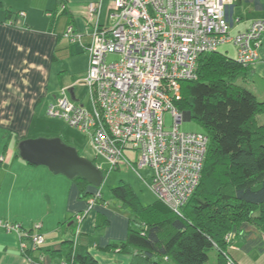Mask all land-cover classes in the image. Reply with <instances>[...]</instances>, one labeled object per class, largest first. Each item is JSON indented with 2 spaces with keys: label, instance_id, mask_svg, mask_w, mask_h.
<instances>
[{
  "label": "built area",
  "instance_id": "2783aa9c",
  "mask_svg": "<svg viewBox=\"0 0 264 264\" xmlns=\"http://www.w3.org/2000/svg\"><path fill=\"white\" fill-rule=\"evenodd\" d=\"M240 1L115 0L106 25L99 22L101 3L89 4V69L80 82L88 103L70 97L73 87L62 88V96L47 105L46 114L85 133L96 155L109 164V172L120 165L132 167L146 183L139 171H150L148 187L178 213L201 183L209 144L205 134L179 129L186 121V113L176 106L182 83L197 80L199 58L221 46L233 44L245 67L259 58L264 20L232 36ZM60 9L66 11V4ZM63 37L72 44L82 40L74 26H68ZM111 56L118 59L109 61ZM166 113L173 120L171 132L165 131ZM131 152L135 161L127 157ZM95 203L93 199L91 205ZM0 228L18 234L23 253L28 249L24 240L32 250L45 244L40 224L25 231L0 220Z\"/></svg>",
  "mask_w": 264,
  "mask_h": 264
},
{
  "label": "crops",
  "instance_id": "0c3cea01",
  "mask_svg": "<svg viewBox=\"0 0 264 264\" xmlns=\"http://www.w3.org/2000/svg\"><path fill=\"white\" fill-rule=\"evenodd\" d=\"M114 1L0 0V220L25 231L40 224L48 247L71 241L76 235L79 245L87 248L98 264H131L130 254L104 251L126 241V218L113 213L111 204L105 201L91 205L97 195L94 188L88 187L86 193L94 195L83 197L74 179L55 175L46 167L31 166L18 150L19 141L27 139L34 112L46 101L52 66L87 53L91 39L87 6L100 2L99 22L106 25ZM62 3L67 6L64 12L60 9ZM235 15L239 22L232 36L247 32L255 21L264 20V0L238 2ZM68 26H74L81 42L72 44L63 37ZM258 54L249 76L240 85L264 102V35ZM84 77L73 80L74 100L82 99L77 94V83ZM56 99L53 97L51 102ZM259 120L264 122V115ZM116 208L115 211L121 209L122 204L119 202ZM250 232L247 238L232 242L231 256L238 264H264V226L251 224ZM21 244L17 233L0 228V264H44L36 261L37 254L26 256ZM247 244L250 250L244 249ZM59 261L53 258L52 264H60ZM223 263L218 251H212L207 264Z\"/></svg>",
  "mask_w": 264,
  "mask_h": 264
},
{
  "label": "trees",
  "instance_id": "16d2710c",
  "mask_svg": "<svg viewBox=\"0 0 264 264\" xmlns=\"http://www.w3.org/2000/svg\"><path fill=\"white\" fill-rule=\"evenodd\" d=\"M250 69L219 51L199 58L198 79L182 83L176 106L190 112L209 138L201 183L178 213L157 198L145 207L124 183L112 190L133 220L126 241L104 251L130 254L131 264H207L216 250L223 264L227 259L238 264L231 256L232 242L250 236L251 224L264 226V122L259 120L264 102L239 83ZM74 181L83 197L94 195L86 194L89 183L78 177ZM94 189L96 202L104 201ZM24 254H37L36 261L44 264H52L53 258L60 264H98L76 235L57 247L46 246L45 240L32 250L29 243Z\"/></svg>",
  "mask_w": 264,
  "mask_h": 264
},
{
  "label": "rangeland",
  "instance_id": "374dc122",
  "mask_svg": "<svg viewBox=\"0 0 264 264\" xmlns=\"http://www.w3.org/2000/svg\"><path fill=\"white\" fill-rule=\"evenodd\" d=\"M219 52L227 57L235 60L237 58V52L234 45L221 46ZM118 56L109 57V61H115ZM89 69V55L88 53L77 54L75 58H71L64 62H59L52 66V70L49 71L47 80L48 91L46 92V101L41 104L37 111L34 112V118L31 120V125L27 131V139H56L59 138L64 144L71 146L77 150L79 155L89 161H92L97 167H99L104 174V181L101 187L96 188L103 194V199L107 204H111V210L113 213H117L119 216L126 218L129 225L132 218V213L128 209H119L115 211L119 201L114 198L112 190L116 189L122 183L129 185L138 195L142 204L145 207L150 206L156 201L155 195L148 187L151 184V172L148 170H140L139 173L146 179V183L141 180L132 167L120 165L118 169L109 172V164L102 157H98L91 145V141L88 136L69 126L64 120L59 118H53L46 114V104L51 102L53 97L59 98L62 96L61 87L69 89L73 86V80H78L85 76ZM62 76V78H61ZM241 81V80H240ZM239 81V83H240ZM77 83V94L81 99V103H88L85 87ZM71 97V96H70ZM51 98V99H50ZM173 129V120L169 113L165 114V131L171 132ZM182 133H205L204 128L195 120H187L179 127ZM127 157L131 161H135V153H128ZM137 167L136 165L134 166ZM100 230V229H99ZM104 237V233L100 234ZM97 234V237L100 236ZM95 237V236H93ZM235 238L232 236V240ZM113 243L115 241H112ZM228 264V263H227Z\"/></svg>",
  "mask_w": 264,
  "mask_h": 264
},
{
  "label": "water",
  "instance_id": "95a60500",
  "mask_svg": "<svg viewBox=\"0 0 264 264\" xmlns=\"http://www.w3.org/2000/svg\"><path fill=\"white\" fill-rule=\"evenodd\" d=\"M74 100L73 89L70 90ZM191 120L190 112L185 114ZM20 157L35 167H46L55 175H63L68 179L80 178L94 188L103 183V173L92 161L82 158L77 150L56 139H25L19 144Z\"/></svg>",
  "mask_w": 264,
  "mask_h": 264
},
{
  "label": "clouds",
  "instance_id": "9594fccd",
  "mask_svg": "<svg viewBox=\"0 0 264 264\" xmlns=\"http://www.w3.org/2000/svg\"><path fill=\"white\" fill-rule=\"evenodd\" d=\"M73 89V88H72ZM74 90V89H73ZM71 96V95H70ZM101 170V169H100ZM102 171V170H101Z\"/></svg>",
  "mask_w": 264,
  "mask_h": 264
}]
</instances>
